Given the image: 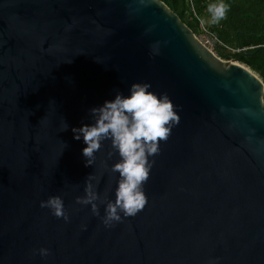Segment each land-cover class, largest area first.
Wrapping results in <instances>:
<instances>
[{"label":"water","instance_id":"obj_1","mask_svg":"<svg viewBox=\"0 0 264 264\" xmlns=\"http://www.w3.org/2000/svg\"><path fill=\"white\" fill-rule=\"evenodd\" d=\"M134 81L180 119L144 208L107 226L77 197L92 174L115 199L119 153L86 165L72 126ZM55 194L67 220L41 207ZM0 264H264V81L163 0H0Z\"/></svg>","mask_w":264,"mask_h":264},{"label":"clouds","instance_id":"obj_2","mask_svg":"<svg viewBox=\"0 0 264 264\" xmlns=\"http://www.w3.org/2000/svg\"><path fill=\"white\" fill-rule=\"evenodd\" d=\"M208 12L209 22L217 23L225 16L227 5L218 0L209 4ZM90 112L91 123L72 126L74 138L83 139L85 143L83 156L86 165L94 163L102 143L110 140L113 152H109V157L117 152L120 157L111 165L112 171L119 173V179L115 199L102 200L93 184L94 177L89 174L85 181V194L78 196L77 202L91 204L96 215H100V203L106 202L102 219L105 225L112 226L123 217L135 216L146 205L148 196L144 184L154 163L149 158L160 151L161 141L168 138L180 116L170 96L155 91L150 81H134L128 94L118 90L113 98L92 107ZM68 127L67 123L64 130ZM41 207L49 208L57 217L69 218L64 199L59 194L41 200ZM37 251L44 257L50 253L46 246Z\"/></svg>","mask_w":264,"mask_h":264},{"label":"trees","instance_id":"obj_3","mask_svg":"<svg viewBox=\"0 0 264 264\" xmlns=\"http://www.w3.org/2000/svg\"><path fill=\"white\" fill-rule=\"evenodd\" d=\"M200 36L201 20L210 17L209 4L218 0H163ZM225 16L208 25L224 44L215 52L223 59H236L264 81V0H224Z\"/></svg>","mask_w":264,"mask_h":264},{"label":"built area","instance_id":"obj_4","mask_svg":"<svg viewBox=\"0 0 264 264\" xmlns=\"http://www.w3.org/2000/svg\"><path fill=\"white\" fill-rule=\"evenodd\" d=\"M201 28L204 37H200L202 41L214 50L216 44L224 45L209 29V27L201 20Z\"/></svg>","mask_w":264,"mask_h":264},{"label":"rangeland","instance_id":"obj_5","mask_svg":"<svg viewBox=\"0 0 264 264\" xmlns=\"http://www.w3.org/2000/svg\"><path fill=\"white\" fill-rule=\"evenodd\" d=\"M217 2H218V1H217ZM223 2H224V0H223ZM209 18H210V17H208V16H207V17H204V18H202V21H203V23H204V24H206L207 26L210 24V22H209ZM199 37H202V38L204 37V35H203V33H202V32H201V34H200V36H199ZM214 51H215V50H214Z\"/></svg>","mask_w":264,"mask_h":264}]
</instances>
